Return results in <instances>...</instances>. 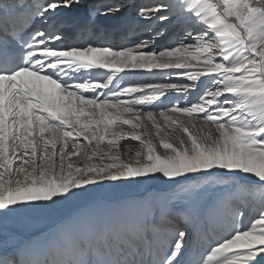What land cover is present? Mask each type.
<instances>
[{
  "label": "snow or ice",
  "instance_id": "obj_1",
  "mask_svg": "<svg viewBox=\"0 0 264 264\" xmlns=\"http://www.w3.org/2000/svg\"><path fill=\"white\" fill-rule=\"evenodd\" d=\"M122 9L0 0V220L112 182L175 187L0 239V264H264V0H146L119 23L148 38L118 46L64 31ZM169 25L182 35L157 46ZM128 138L141 151L125 160Z\"/></svg>",
  "mask_w": 264,
  "mask_h": 264
},
{
  "label": "rangeland",
  "instance_id": "obj_2",
  "mask_svg": "<svg viewBox=\"0 0 264 264\" xmlns=\"http://www.w3.org/2000/svg\"><path fill=\"white\" fill-rule=\"evenodd\" d=\"M103 1V0H101ZM143 0H136L135 10L130 19L137 20L139 18L136 16V9L141 5ZM90 2L92 0H87V4L91 7ZM97 2L94 1L93 4ZM102 18V17H100ZM39 22V21H38ZM95 23V22H94ZM141 27L136 30V34L125 32V30L120 26L119 21H115L112 26L108 25L106 28L103 27L99 32L87 31L81 34L79 31L68 30L65 28L64 31L75 39L79 40H92L95 43H100L102 41L110 42L114 45H120L124 42L126 36L128 39H145L148 38L149 33L143 30V22ZM38 24V23H37ZM112 27V33L111 30ZM71 28V27H70ZM95 28L92 27V30ZM74 31V32H73ZM98 31V30H96ZM182 35L181 29L177 26L169 25L164 31V34L157 40V46L171 43L173 40L177 39ZM150 83H177L175 79L172 80H161L157 79L154 81H146ZM125 127V131H127ZM155 139V137H153ZM122 158L125 160L134 159V154L137 151H141V147L138 142L132 141L128 138L126 141H121V146L119 149ZM174 185L165 183L164 180L148 181L141 184H120L117 182H112L105 184L103 188H96L91 193L85 194L79 199L63 205L59 210L50 212H27L16 215H9L5 219L0 220L1 226L10 228L13 232L17 231L19 235L16 238L7 240L9 243L16 241L27 242L32 241L37 238H41L45 234L53 232L61 221L68 219L78 212L85 209H94L98 213L108 215V214H126L132 207H134L142 198L149 195L162 194L169 192ZM259 206H255L246 210L247 218L253 216H258ZM211 228V224L208 225ZM9 233H0V239H5ZM10 235V234H9ZM3 236V237H2ZM191 247V242L190 245ZM145 259H151L147 254Z\"/></svg>",
  "mask_w": 264,
  "mask_h": 264
},
{
  "label": "bare ground",
  "instance_id": "obj_3",
  "mask_svg": "<svg viewBox=\"0 0 264 264\" xmlns=\"http://www.w3.org/2000/svg\"><path fill=\"white\" fill-rule=\"evenodd\" d=\"M94 1L97 2L96 4H102L104 2H107V0H103V1H101V0H92V2H90L91 6L93 5ZM135 1L136 0H118V2L123 5L122 11L115 17H108V18H104V17L100 18L99 16L96 17V19L94 21L95 23H94V26H93V28H95V29L94 30L91 29L90 31L99 32V30L101 28L103 29V27L106 28V26H108V25L112 26V24L115 21H119L120 22L121 18H131L132 15H133V12L135 10V6H136V2ZM143 2H146V0H143ZM141 3H142V1H141ZM37 23H39V22L37 21ZM175 27H177V26H175ZM72 29L74 31H78V29L76 27H71V28L69 27L68 30H72ZM96 30H98V31H96ZM110 31L112 32V27H111ZM112 33H114V32H112ZM0 233L1 234H4V233H9L10 234V235L8 234V236L5 237L6 240L14 239V238H16L17 235H19L17 233V231L13 232L10 228H6L3 225L1 226V224H0Z\"/></svg>",
  "mask_w": 264,
  "mask_h": 264
}]
</instances>
